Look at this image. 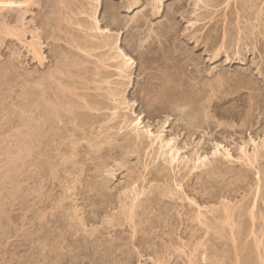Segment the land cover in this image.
<instances>
[{"label": "rangeland", "instance_id": "1", "mask_svg": "<svg viewBox=\"0 0 264 264\" xmlns=\"http://www.w3.org/2000/svg\"><path fill=\"white\" fill-rule=\"evenodd\" d=\"M74 44L88 45L89 55ZM122 52L133 60L123 77L117 64L125 58H111ZM68 62L78 66L69 68ZM46 82L45 97L54 103L68 94L58 86H73L77 95L63 99L78 105V114L62 111L61 120L47 114L41 92ZM109 87L122 91L125 100L116 114L109 109L116 104L104 96ZM84 94L102 109L79 111ZM138 117L151 134L174 138L181 156L198 151L210 157V165L192 174L182 166L173 169L156 158L148 138L138 155L128 128ZM105 135L111 144L100 152L89 146V139ZM74 143L79 156L64 166L58 155H70ZM218 143L230 160L213 156ZM255 150L252 165L239 160ZM107 165L114 176L106 173ZM141 175L145 180L137 186L150 193L141 198L134 235L119 215L130 202L125 197L132 178ZM166 183L170 192L163 197L149 190ZM222 203L235 207L233 218L240 221L241 262H256L247 233L264 226V0H0V264H190L197 243L203 246L195 264H234L230 231L222 237L195 220L204 211L203 223L215 227L211 208ZM254 206L258 224L249 215ZM75 209L77 221L69 218Z\"/></svg>", "mask_w": 264, "mask_h": 264}, {"label": "bare ground", "instance_id": "2", "mask_svg": "<svg viewBox=\"0 0 264 264\" xmlns=\"http://www.w3.org/2000/svg\"><path fill=\"white\" fill-rule=\"evenodd\" d=\"M58 1V0H57ZM69 1V0H68ZM76 1V0H75ZM159 1H161V0H159ZM209 2V1H208ZM226 2H227V4H229L230 3V0H226ZM231 2H232V0H231ZM62 3H65L66 4V2H62ZM68 4H69V2H68ZM70 4H71V2H70ZM72 5H74V4H72ZM254 5V4H253ZM69 6V5H68ZM229 6V5H228ZM69 7H71V6H69ZM56 8V7H55ZM66 8H67V5H66ZM65 8V9H66ZM57 9V8H56ZM69 9V8H68ZM67 9V10H68ZM74 9V8H73ZM71 10H72V7H71ZM61 11V10H60ZM74 11L75 10H73V12L72 13H74ZM76 13V12H75ZM67 16L69 15V14H67V12L65 13ZM62 16H63V13H62ZM65 16V15H64ZM56 17V16H55ZM76 17V16H75ZM66 18V17H65ZM68 18H69V16H68ZM70 20L69 19H67V20H69V21H72V17L70 16ZM57 19V18H56ZM60 20H62V18L60 17ZM65 20V19H64ZM74 21V20H73ZM59 22V21H58ZM61 22V21H60ZM65 22V21H64ZM67 22V21H66ZM68 23V22H67ZM72 23H74V22H72ZM80 23V22H79ZM60 24V23H59ZM75 24H77V22L75 23ZM78 25V24H77ZM79 26H80V24H79ZM81 26H82V24H81ZM98 26V25H97ZM62 27V26H61ZM94 27V26H93ZM100 28V27H99ZM98 27H97V29H99ZM6 29V28H5ZM8 29V28H7ZM4 30L5 31V33H7V34H11V33H14L13 32V30H12V32L8 29V30ZM93 29V28H92ZM101 29V28H100ZM3 31V32H4ZM17 33H18V31H17ZM12 35H14V36H16V37H18V36H20V35H16V33H14V34H12ZM111 36V35H110ZM21 37H19V39H20ZM74 38V37H73ZM112 39V38H111ZM119 39V38H118ZM241 39V38H240ZM76 40V39H75ZM72 41H73V39H72ZM77 41V40H76ZM76 41H73L74 43L76 42ZM110 41V40H109ZM112 42V41H111ZM104 43V42H103ZM109 43V42H108ZM106 44V45H109V44ZM82 44V43H81ZM71 45V44H70ZM75 45V44H74ZM77 45H79V41H78V44ZM30 46H32L31 44H30ZM34 46H36V44H34ZM76 46V45H75ZM87 46V47H86ZM83 49H80L81 47H83V46H76V47H78L81 51L83 50V52L85 51L86 52V55H89V50H91V49H88V45H86ZM37 47V46H36ZM100 47V46H99ZM223 47V46H222ZM34 50L35 49H37L38 50V48H35V47H32ZM117 48V47H116ZM39 49H40V47H39ZM37 50H35L36 52V54H37V56H39L40 54L37 52ZM119 50H120V48H119ZM122 51V50H121ZM220 51H221V49H219L215 54L216 55H218L219 53H220ZM40 52V51H39ZM118 52V51H117ZM41 56V55H40ZM39 56V57H40ZM124 57L125 58V61H123V63H120V62H118V64H117V67H118V70L120 71V75H122V77H123V75H125L126 74V72H125V67H127L129 64L131 65V63L133 62V60L131 59V58H128V56L124 53V52H122V54H119V56H110L112 59H115V60H117V58H119V57ZM41 58V57H40ZM111 58H109V59H111ZM123 60V59H122ZM99 61H101V60H99ZM104 61V60H103ZM67 62V61H66ZM76 62H79L78 60H76ZM76 62H74V63H72L73 65L76 63ZM117 63V62H116ZM67 64V63H66ZM68 64H70L69 65V68H70V66L72 65L71 63H69L68 62ZM133 64V63H132ZM58 65V64H57ZM60 66H61V64H59ZM75 66H78V65H76L75 64ZM132 66V65H131ZM62 67V69H63V66H61ZM67 67V66H66ZM73 67V66H72ZM71 67V68H72ZM56 68V67H55ZM67 69V68H66ZM127 69V68H126ZM11 70V69H10ZM60 71V70H59ZM58 71V72H59ZM64 71V70H63ZM62 70L60 71L61 72V75H62V72H63ZM55 72V71H54ZM68 72H69V70H68ZM2 73V72H1ZM64 74H66L65 72H63ZM71 73V72H70ZM128 73V72H127ZM52 74V73H51ZM72 74V73H71ZM3 75V74H2ZM47 75V74H46ZM56 75V74H55ZM69 74H67V76L66 77H69L68 76ZM130 74H127V76H129ZM60 76V75H59ZM65 76V75H64ZM72 76V75H71ZM54 77V76H53ZM73 77V76H72ZM74 77H75V75H74ZM121 77V78H122ZM50 78H51V76H50ZM70 78V77H69ZM108 78V77H107ZM42 81H43V79H41ZM40 80V81H41ZM47 80V79H46ZM54 80V79H53ZM60 80V79H59ZM49 81V80H48ZM55 81V80H54ZM57 81V80H56ZM68 81V80H67ZM74 81V80H73ZM219 81V80H218ZM44 82V81H43ZM59 82V81H58ZM105 82V81H104ZM30 83V82H29ZM47 83V82H46ZM46 83H42V88H43V91H41V92H43L42 93V103H44L45 104V110L48 112L47 114H49L51 117H54L53 119L54 120H57L60 116H62V115H60V113L63 111V113L65 112L66 114H68L69 116L70 115H74L75 113H77V111L76 110H78V105L77 106H74L73 104H74V102L73 101H71L72 102V104L71 103H69L68 104V102H66L65 101V99L67 98L66 96L70 93V94H76L75 93V90L76 89H74V88H70V87H73V86H69V84H64V86H62V84L61 83H59V84H61V86H58V87H62V88H60V89H62L63 90V92L62 93H65V92H67L66 94L67 95H65L63 98H65V99H63L62 97V99H60L61 101H59V102H56V103H54L55 102V100H54V102L51 100V101H49V99H47L45 96H46V94L47 93H45V91H46V89H49V88H47L48 87V83L46 84ZM57 83V82H56ZM73 83V82H72ZM71 83V84H72ZM3 84V83H2ZM32 84H33V82H32ZM46 84V85H45ZM50 84H51V82H50ZM49 84V86H51ZM59 84H57V85H59ZM70 84V85H71ZM110 83L108 82V85H109ZM40 85V84H39ZM39 85H37L36 84V86H39ZM101 85V84H100ZM99 85V86H100ZM102 86V85H101ZM58 87H56V89L57 90H59L58 89ZM75 87V86H74ZM51 88V87H50ZM77 88V87H76ZM55 89V90H56ZM96 89L97 90H103V88L101 89L100 87H96ZM109 90H107L108 92H106L107 94H105L104 96H106L108 99H109V101H112L114 104H116L115 106H113V107H109V109H111V110H113V111H115L114 113L116 114V111L120 108V105L122 104H124V101H121L122 99H120V96H121V93H122V91L120 92L118 89H116V88H112V87H109L108 88ZM36 90V89H35ZM96 90V91H97ZM30 91V90H29ZM48 91V90H47ZM53 91V90H52ZM34 92V91H33ZM50 92V91H49ZM61 92V91H60ZM77 92V91H76ZM7 93V92H6ZM9 93V92H8ZM26 93V92H25ZM59 93V92H58ZM61 93V95H63ZM39 94V93H38ZM77 95V94H76ZM85 95V94H84ZM103 95V94H102ZM56 96H58V95H56ZM60 96V95H59ZM101 96V95H100ZM32 97V96H31ZM77 97V96H76ZM83 97H87L86 95L85 96H82V99L81 100H83L84 98ZM36 98V97H35ZM39 98V97H38ZM51 98V97H50ZM56 98V97H55ZM57 98H60V97H57ZM107 98H104V99H107ZM68 100L67 101H69V98H67ZM79 100V99H78ZM180 100V99H179ZM34 101V100H33ZM28 102V101H27ZM29 103V102H28ZM77 103V102H76ZM79 103V102H78ZM93 103V101L92 102H88L87 101V98L85 99V100H83V107L82 108H80L79 109V111L81 110H83L84 108H87V110L88 109H90V111L92 110V111H100L101 109H102V107L104 106L103 104V106L100 108L99 106H97V103H94V105L92 104ZM179 103V102H178ZM109 104V103H108ZM30 105V104H29ZM79 105H82V104H79ZM43 106V105H42ZM107 106V105H106ZM111 106V105H110ZM19 107V106H18ZM24 107V106H23ZM76 107H77V109H76ZM81 107V106H80ZM15 108V107H14ZM186 108V107H185ZM16 109V108H15ZM107 109V108H106ZM181 111V110H180ZM87 112V111H86ZM85 112V113H86ZM113 113V114H114ZM185 113V112H184ZM78 114V113H77ZM81 114V113H80ZM60 115V116H59ZM87 114H85L84 116H86ZM75 116V115H74ZM93 116H94V114H93ZM125 116V115H124ZM194 116V115H193ZM50 117V118H51ZM72 117V116H71ZM78 117V116H77ZM123 117V116H122ZM43 118H44V116H43ZM56 118V119H55ZM62 118H63V116H62ZM93 118V117H92ZM47 119V118H46ZM60 119V118H59ZM64 119V118H63ZM76 119V118H75ZM89 119V118H88ZM113 119H115V118H113ZM112 119V120H113ZM195 119V118H194ZM51 120V119H50ZM54 120H53V122H54ZM61 120V119H60ZM82 120V119H81ZM123 120H124V118H123ZM132 120V119H131ZM77 121V120H76ZM76 121L74 122V120H73V122L75 123V124H77L76 126H78V122L76 123ZM79 121V120H78ZM89 121H91V118L89 119ZM96 120H94V122H95ZM100 121V120H99ZM98 121V122H99ZM124 121H127V119H125ZM128 121H129V119H128ZM87 122V121H86ZM56 123V122H55ZM60 123H61V121H60ZM63 123V122H62ZM82 123H83V121H82ZM81 123V124H82ZM88 123H90V122H88ZM93 123V122H92ZM92 123H90V124H92ZM120 123V122H119ZM129 123H130V121H129ZM128 123V124H129ZM142 118L140 119L139 117L135 120V118H134V120H132L131 121V125L132 126H127L128 128H129V130H130V132L132 133V138H133V144L134 145H136L135 146V149L134 150H132V151H134V152H136V153H138V155L140 154L141 155V152L142 151H144L145 150V147L144 148H142V146H141V143L142 144H144V139H145V141L147 140V138H148V140L150 139V144L148 145V147H150V148H152V149H154L155 151H156V153H155V156H156V158L158 159H163L164 160V162H166V164L167 165H169L171 168H176V166L179 168L180 166H182V167H185V168H187V170H188V173L189 174H192V173H194L196 170H199L200 168H204V167H207V165H208V163H209V158L210 157H208V156H201L199 153H198V151L197 152H195V154L193 153V156H191V157H183V156H181V151H182V149L178 146V145H176V141H175V139L173 138V139H165V138H163V136H162V134H157V135H153V134H151L152 132V130H149V129H144L145 127H141V125H142ZM54 124V123H53ZM57 124V123H56ZM96 124V123H95ZM118 124V123H117ZM48 125V124H47ZM68 125V124H67ZM85 125H87L86 123H85ZM60 126V125H59ZM71 126V125H70ZM84 126V125H83ZM92 126V125H91ZM95 126V125H94ZM93 126V127H94ZM65 127V126H64ZM79 127V126H78ZM88 127H90V126H88ZM149 127V126H148ZM44 128V127H43ZM87 128V127H86ZM119 128V127H118ZM83 129V128H82ZM74 130V129H73ZM86 129H84V131H85ZM102 130V129H101ZM112 130V129H111ZM121 130V129H120ZM47 131V130H46ZM88 131V130H87ZM65 132V131H64ZM22 133V132H21ZM48 133V132H47ZM110 133V132H109ZM157 133V132H156ZM163 133V132H162ZM20 134V133H19ZM54 134V133H53ZM56 134V133H55ZM84 134V133H83ZM24 135V134H23ZM89 135H91V134H89ZM89 135H85V136H88L89 137ZM93 135H94V133H93ZM115 135V134H114ZM29 136H31V135H29ZM45 136H47V135H45ZM74 136V135H73ZM84 136V137H85ZM86 138V137H85ZM131 138V137H130ZM25 139V138H24ZM60 139V138H59ZM68 139V138H67ZM71 139V138H70ZM73 139V138H72ZM75 139H77V138H75ZM89 139V138H88ZM85 140H87V139H85ZM132 140V139H131ZM79 141V140H78ZM78 141H73V142H78ZM83 141V140H82ZM143 141V142H142ZM60 142V141H59ZM50 143V142H49ZM80 143V142H79ZM88 143H89V146L90 147H92V148H94V149H96V151H101V148H103V145H108V144H111V135H105V137L103 136V138L101 139L100 138V136H95V138L93 139V137L91 138V139H89L88 140ZM130 143V142H129ZM128 143V144H129ZM28 144V143H27ZM56 144H58V143H56ZM73 144V143H72ZM75 145L74 146H72L73 148H71L72 150H71V153H70V155H67L66 156V154H64L63 152V154H59L58 156L61 158V161H62V165H66V164H69V162H71V164H74V163H72V162H74V159H76L78 156H79V153H77L78 152V148H77V146H78V144L77 143H74ZM26 145V144H25ZM58 146V145H57ZM24 147V146H23ZM63 147V146H62ZM221 147H222V145H220V143H218V144H216V148H215V151H214V153H213V156H215V157H217V156H221V157H224V158H226L227 160H230L231 158H232V156H231V154H230V152L227 150V149H224V147L222 148L223 149V151H224V153L221 151ZM226 148V147H225ZM28 149V148H27ZM91 149V148H90ZM131 149V148H130ZM52 150V149H51ZM45 151V150H44ZM47 151V150H46ZM54 151V150H53ZM62 151V150H61ZM154 151V152H155ZM48 152V151H47ZM70 152V151H69ZM68 152V153H69ZM67 153V152H66ZM96 153V152H95ZM13 154V153H12ZM51 154V153H50ZM58 154V153H57ZM243 154H244V156L243 157H241V159H239V160H246V161H248V163H251V165L257 160V158H258V152L255 150V153L253 154V155H249V153L247 152V151H244L243 152ZM88 155H89V153H88ZM145 155V154H144ZM206 155V154H205ZM155 156H154V158H155ZM24 157V156H23ZM56 157V156H55ZM95 157V156H94ZM93 157V158H94ZM105 157V156H104ZM152 157H153V153H152ZM151 157V159H153ZM58 158V157H57ZM14 159V158H13ZM20 159V158H19ZM21 159H22V157H21ZM20 159V160H21ZM95 159V158H94ZM102 159H104V158H102ZM101 159V160H102ZM150 159V160H151ZM15 160V159H14ZM19 160V161H20ZM54 160V159H53ZM80 160V159H79ZM154 160V159H153ZM25 161V160H24ZM117 160H115V162H116ZM119 161V160H118ZM154 161H157L156 159L154 160ZM75 162H77V160L75 161ZM215 162V161H214ZM51 163V162H50ZM49 163V164H50ZM79 163V162H78ZM119 164L121 163V165H123V166H125V164H123L121 161H119L118 162ZM211 163V162H210ZM210 163H209V165H210ZM247 163V162H246ZM247 163V164H248ZM80 164V163H79ZM256 164V163H255ZM258 164V163H257ZM10 165V164H9ZM57 165V164H56ZM83 165V164H82ZM81 165V166H82ZM208 165V166H209ZM20 166V165H19ZM76 166V165H75ZM52 167V166H51ZM84 167V166H83ZM85 167H86V165H85ZM181 167V168H182ZM50 168V167H49ZM105 171H106V173H109V175L111 174L112 176H114L113 175V172H112V170L109 168V166L107 165V166H105ZM148 168V165L147 164H145L144 165V169L146 170ZM215 168V167H214ZM45 169H46V167H45ZM52 169V170H51ZM50 169V172H51V174H52V176L54 177V178H57V174H56V170L57 169H55L54 168V166H53V168H51ZM78 169H79V167H78ZM71 170V169H70ZM99 170H100V168H99ZM81 172L83 171V169H82V167H81V170H80ZM101 171V170H100ZM102 171H103V169H102ZM260 171V170H259ZM67 172V171H66ZM79 172V171H78ZM162 172V171H161ZM164 172L165 171H163V174H164ZM208 172V171H207ZM216 172V171H215ZM187 173V174H188ZM259 173V172H258ZM81 174V173H80ZM104 174V173H103ZM161 175V177L163 178L164 176H162V173H160ZM15 175V174H14ZM75 175V174H74ZM77 175V174H76ZM215 175V174H214ZM244 176V175H243ZM52 177V178H53ZM166 177V176H165ZM54 178H53V180H54ZM101 178H104V177H101ZM245 178H246V176H245ZM260 178V177H259ZM11 179V178H10ZM106 178H104V179H102L104 182H102L101 184H100V187H101V189H104L103 187H105L106 186V184H105V180ZM145 180L144 178H143V176L141 175V176H139V178L138 179H133L132 178V181H131V185L129 184V190H128V193H126V195H129V196H127V197H125V199H128V197H129V199H130V202L128 203V204H123L122 205V210H121V214L119 215L120 216V218L121 219H123L126 223H128L130 226H131V228H132V231H133V234L134 235H136L137 234V218H138V212H137V210H138V208H140V206H142L141 205V198L143 197V196H145V195H147L146 193H148L149 191L145 188V186L144 187H138L137 186V183H138V181L139 180ZM167 181H168V179H167ZM261 181V180H260ZM99 183V182H98ZM93 184V183H92ZM97 185V184H96ZM94 186V185H93ZM176 186H177V193H181V194H183L184 193V191H183V186L182 185H180L179 183H176ZM259 186V185H258ZM95 187V186H94ZM99 187V188H100ZM93 188V187H92ZM149 188V187H148ZM151 189H149L151 192H156V190H158V195H160V196H164V194H168L169 192H170V185L168 184V183H166L165 184V186H151L150 187ZM261 188V187H260ZM259 188V189H260ZM67 189V188H66ZM71 188H68V190H70ZM89 189H90V187H89ZM95 189V188H94ZM94 189H91V190H94ZM107 189V188H106ZM255 189V188H254ZM258 191V190H257ZM99 192V191H98ZM259 192V191H258ZM150 193V192H149ZM261 192H259V194H260ZM12 195H14V194H12ZM66 196V195H65ZM104 196V195H103ZM130 196H131V198H130ZM148 196V195H147ZM153 197V196H152ZM66 197H64V199H65ZM144 198V197H143ZM255 198V197H254ZM63 199V198H62ZM63 199V200H64ZM148 199H149V197H148ZM153 199V198H152ZM259 199V198H258ZM150 200H151V198H150ZM191 201H193L192 199H190ZM61 201V200H60ZM142 201L144 202L145 200H143L142 199ZM61 202H63V201H61ZM60 202V203H61ZM256 202V201H255ZM59 203V202H58ZM58 203H57V205H58ZM194 203H196V202H194ZM5 204V203H4ZM143 204V203H142ZM255 204V203H254ZM256 204H257V202H256ZM222 206L220 207V208H218V209H215V207H213V208H211V212H215V213H217V223H216V226L215 227H213L211 224L213 223H211L210 225L209 224H207V223H203L204 221H203V219H205L206 218V215L204 214L205 212L204 211H201V210H199V212L197 213V218L195 217V220L196 221H199L201 224H203V225H205L206 227H207V231L209 230H211V229H213V230H215V231H213V232H215L217 235H219V236H222L223 237V235L225 234V230L226 229H228L229 231H230V236L232 237V240H233V242H234V245H235V254H236V260H235V262H234V264H243L242 262H241V258H240V252H241V250H240V245H236L238 242H239V240H241L240 238H242V240H243V238L245 239V237H238V231H237V228L238 229H240V226H239V223H240V221H239V223H237V221H235L234 219L235 218H233V216L235 215L234 214V212H235V207H233V206H231L230 204H228V203H222L221 204ZM234 205V204H233ZM58 206H60V204L58 205ZM144 206V205H143ZM4 207V206H3ZM53 207V206H52ZM59 208H61V207H59ZM142 208V207H141ZM217 208V207H216ZM236 208H237V206H236ZM255 206H254V208H252L250 211H249V215H250V217H251V221H252V223L254 224L255 222H256V220H257V216H256V211H255ZM200 209V208H199ZM241 209H242V207H241ZM144 210V209H143ZM248 210V209H247ZM72 211V210H71ZM209 211H210V209H209ZM242 211V210H241ZM246 211V210H245ZM77 212H78V210H74L72 213L73 214H70V216L71 217H69V218H71V219H73V221L75 220V221H77V219L79 218L76 214H77ZM204 212V213H203ZM240 213V212H239ZM243 213H241L240 215H242ZM247 214V213H246ZM246 216V215H245ZM46 216L44 215V213L42 214V219L43 218H45ZM118 218V216H116L115 218H112L111 220H110V223H113L116 219ZM240 218V217H239ZM243 218V217H242ZM260 218H262V217H260ZM70 219V220H71ZM244 219V218H243ZM44 220V219H43ZM207 220H208V218H207ZM240 220V219H239ZM246 220V219H245ZM259 220V219H258ZM83 221V220H82ZM244 221V220H243ZM263 221H264V216H263ZM245 222V221H244ZM244 222H242V224L244 223ZM247 223V222H246ZM257 223V222H256ZM241 224V225H242ZM249 224H250V222H249ZM249 224H248V226H249ZM258 224V223H257ZM246 225V224H245ZM244 226V225H243ZM243 226H242V228H243ZM248 226H246V227H248ZM256 226V225H255ZM245 227V226H244ZM251 227H252V224H251ZM262 227H264V226H262ZM262 227H261V230L260 231H256V230H254L253 229V227H252V229L250 230V232L249 233H247V238H251L252 237V242H253V244H254V247H255V249H256V252H257V259H256V262H250V263H248V264H264V228L262 229ZM236 229V230H235ZM241 230H243V229H241ZM245 230H248V229H245ZM237 231V232H236ZM240 232V231H239ZM242 232V231H241ZM248 232V231H247ZM227 234H228V232H226ZM133 235V236H134ZM211 235V234H210ZM241 235V234H240ZM215 236V235H214ZM225 236H226V234H225ZM224 236V237H225ZM217 237V236H216ZM230 237V238H231ZM220 239V238H219ZM223 238H221V240H222ZM224 240V239H223ZM225 240H227V239H225ZM248 240H250V239H248ZM228 242V241H227ZM245 242V241H244ZM250 242V241H249ZM49 244V243H48ZM240 244V243H239ZM246 244H247V241H246ZM201 246H203V244L202 243H197V245H195V247H193L191 250H192V252H190V254H189V262H190V264H195L194 263V261H193V259H195L194 257L196 256V252H198V249L201 247ZM251 246V245H250ZM46 247V246H45ZM232 247V246H231ZM44 248V247H43ZM242 248V247H241ZM230 249V248H229ZM246 249V248H245ZM43 250V254H42V256H44V258L46 257L45 256V248L44 249H42ZM182 251V250H181ZM234 251V250H233ZM243 251V250H242ZM251 251V250H250ZM230 252V251H229ZM244 252V251H243ZM246 252V251H245ZM231 253V252H230ZM249 253V252H248ZM187 254V253H186ZM226 254H227V252H226ZM232 254V253H231ZM204 255V254H203ZM228 255V254H227ZM242 255H244L243 253H242ZM251 255H253V254H251ZM251 257V256H250ZM53 258V257H52ZM164 259V258H163ZM204 259V258H203ZM205 259H206V257H205ZM231 259V258H230ZM158 260V259H157ZM227 260V259H226ZM243 260H245V259H243ZM249 260V259H248ZM164 260H159V261H157V264H166V262H163ZM250 261V260H249ZM246 262H248V261H246ZM55 263H58V262H55ZM207 263V262H206ZM228 263H229V261H228ZM227 263V264H228ZM211 264V263H210ZM217 264H219V263H217ZM245 264V263H244ZM247 264V263H246Z\"/></svg>", "mask_w": 264, "mask_h": 264}]
</instances>
